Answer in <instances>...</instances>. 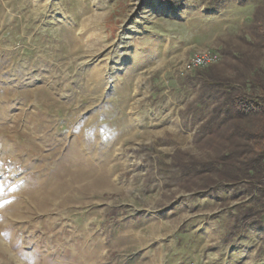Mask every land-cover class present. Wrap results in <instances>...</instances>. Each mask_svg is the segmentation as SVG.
<instances>
[{
	"label": "rangeland",
	"instance_id": "1",
	"mask_svg": "<svg viewBox=\"0 0 264 264\" xmlns=\"http://www.w3.org/2000/svg\"><path fill=\"white\" fill-rule=\"evenodd\" d=\"M254 65L264 0H0V264H264L251 195L195 177L230 138L198 73Z\"/></svg>",
	"mask_w": 264,
	"mask_h": 264
},
{
	"label": "trees",
	"instance_id": "2",
	"mask_svg": "<svg viewBox=\"0 0 264 264\" xmlns=\"http://www.w3.org/2000/svg\"><path fill=\"white\" fill-rule=\"evenodd\" d=\"M245 72L233 80L222 78L213 67L198 73L201 95L214 99L211 116L198 134L207 133L204 138L208 135L210 141L220 139L221 134H228L230 138L218 154L221 158L219 171H208L202 178L199 171L203 170L204 164L199 163L195 177L204 181L198 188L200 190H208L217 182L232 189L244 187L251 200L245 210L237 208L235 219L236 225L241 221L248 227L264 224V68L254 65ZM240 124H244V128L239 127ZM178 169L180 172H192L191 166L181 163Z\"/></svg>",
	"mask_w": 264,
	"mask_h": 264
},
{
	"label": "built area",
	"instance_id": "3",
	"mask_svg": "<svg viewBox=\"0 0 264 264\" xmlns=\"http://www.w3.org/2000/svg\"><path fill=\"white\" fill-rule=\"evenodd\" d=\"M212 59V58H211ZM207 62L205 57H195L192 59V66H199V65H204Z\"/></svg>",
	"mask_w": 264,
	"mask_h": 264
}]
</instances>
